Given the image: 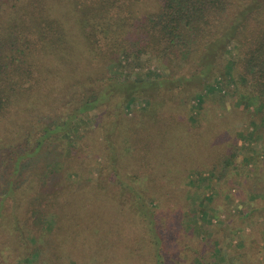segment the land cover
I'll return each mask as SVG.
<instances>
[{
    "label": "trees",
    "instance_id": "16d2710c",
    "mask_svg": "<svg viewBox=\"0 0 264 264\" xmlns=\"http://www.w3.org/2000/svg\"><path fill=\"white\" fill-rule=\"evenodd\" d=\"M151 1L154 8L147 0H0V125L19 107L46 106L38 93L53 73L47 56L68 64L71 75L82 52L97 49L105 59L97 76L108 73L102 89L91 88L94 73L81 85L71 77L64 95L70 107L55 124L47 112L40 127L34 120L12 131L3 123L12 142L10 158L3 166L5 149L0 164V264H264V253L230 250L234 227L217 226L231 221L214 214L212 196L203 197L204 205L183 202L186 193L169 187L170 169L153 172L176 143L204 145L203 137H191L203 134L202 116L199 132L182 125L180 111L192 95H180L191 81L204 85L230 75L264 126V0ZM122 55L130 68L155 62L166 73L111 84L108 67ZM189 65L191 75L182 76ZM146 86L152 96L165 88L179 92L126 108L123 101L146 93ZM100 101L106 108L99 115ZM86 114L103 122L99 139L89 126L76 125ZM239 149L233 144L225 163ZM168 153L163 164H180L179 177L187 179L189 158L167 160ZM200 178L199 186L208 181Z\"/></svg>",
    "mask_w": 264,
    "mask_h": 264
},
{
    "label": "rangeland",
    "instance_id": "374dc122",
    "mask_svg": "<svg viewBox=\"0 0 264 264\" xmlns=\"http://www.w3.org/2000/svg\"><path fill=\"white\" fill-rule=\"evenodd\" d=\"M147 1L148 4L153 5L151 0ZM154 7L155 5L152 8ZM227 47L229 53L233 54L235 50L233 46L229 45ZM97 52H99L97 49L91 50V55L82 52L78 59L80 69L74 71L71 75L66 73L65 68H68V64L60 62L58 58L52 56L45 57L52 66L53 73L49 76L47 83L42 86L43 91L39 90L38 94L40 96H38L41 100L42 97L45 99L46 106H44L43 101H40L35 105L29 104L24 109L19 107L7 120L1 122V165L3 163L5 149L6 158L3 166L7 163V159L10 158L7 147L12 142L8 137L3 136V123L11 125L12 131L20 127L24 128L27 122H35L34 120H36V126L40 127L44 120L42 114L47 112L46 114L50 115L49 118L55 124L58 120L57 118L60 117L59 115L65 116L66 111L64 109L70 107L71 102L67 104L64 100V95L68 89L71 77L81 80L79 82L81 85V82L86 81L88 73L91 72L94 73L96 78V82L91 83L93 84L91 86L92 89H96V87L97 89H102L107 86L103 79L108 77V73L105 72L102 80L97 76L103 70L105 62L104 57L101 58ZM94 54L97 56H94ZM119 59L118 63L116 62L115 65L108 67L114 78V80L110 81L111 84L120 82L122 79H129L136 84V80L139 81V78H144L143 74H146L147 78H153L161 73H166L155 62H150L146 66L143 65V67L135 64V66L130 68L128 66V58L125 55L121 56V61ZM90 60L92 61L91 63ZM192 71L193 68L189 65L182 76H190ZM38 75L40 74L38 73ZM224 77H228L229 79H220L219 77L212 76L209 80L206 79L207 81L204 85H198L199 82L194 84L191 81V84H188L185 90L181 91V99H183V96L186 98L188 95H192L188 103L186 102L187 104L184 107L182 106L183 111H180L183 115L182 125L190 126L199 132L195 123L197 122V118H201L202 116L203 123L206 121L207 124L203 134L194 133L191 137H197L199 139L203 137L204 145L202 148H199L196 145L189 146L183 141L176 143L175 149L172 148L170 151L164 150L163 154L158 158L160 164L157 165V169L153 170V172L163 171L169 168V172L171 171L175 176V182L169 183V187L172 189L171 191H182V193L185 192L187 194V190H190L191 194H187L188 197H185L186 194H184L183 202L189 199L194 204L204 205V200L202 201L203 197H208L209 195L213 197L212 205L216 208L214 214L226 221H231V224L226 226L222 224H218L217 226H223L224 229L226 227H234L230 240L232 241L231 244L235 247L230 249L231 251L236 253L238 251H245L248 248L256 253H264V126L258 121L256 122L259 114H254L247 109L244 106V97L240 94L237 95V81L231 80L230 75ZM148 89L149 91H153L146 86L144 88V92L146 93L138 94L134 99L126 100L127 102L123 101V103L125 102L126 108H146L152 97L155 98L164 94L172 99L179 92V89L165 88V91L154 92L155 96H152L149 95L152 92H149ZM204 99L206 102H203ZM68 100L71 101V94ZM174 101L171 100L172 103H175ZM101 103L103 101H100L98 105L100 106ZM104 105L105 102L100 107L98 106L99 109L97 108V110L99 111V115L101 114L100 110L106 108ZM88 114L79 119L76 125L89 126L90 136L93 139H99L103 134L101 127L103 122L100 121L101 119L99 117L96 118V115L93 118H88ZM228 114L231 117H228ZM204 116L206 117L204 118ZM225 116L227 119L224 118ZM11 120H13L14 124H12ZM107 120L113 121L115 117L109 116ZM215 139L217 142L215 141L214 146L212 145L211 147L209 141H214ZM233 144L239 145V156L231 160L230 163H225L227 159L231 158V151L229 150L232 149ZM111 147L115 152V146L111 144ZM166 152H169L167 154V160H171L173 157L179 161L184 156L189 158L185 162L187 164L184 163L185 167H191V173L187 179L183 180L179 177L178 170L181 168L179 166L180 164L177 165L174 162H168L167 165L163 164L164 159L162 156ZM197 166V169L193 168ZM199 176L208 178V181H204V185L199 186L198 183H201ZM23 177L25 178V176ZM162 180L166 184L165 179L163 178ZM158 181L161 183L160 179ZM255 193L257 194L256 198H251L250 196ZM208 203H210L209 199L205 204ZM211 213L212 211L209 208V212L206 215ZM192 231H196L195 228ZM203 231V234H205L206 230L203 229ZM221 234L222 229L218 228L216 235ZM209 241L210 237L206 238L203 244L207 246Z\"/></svg>",
    "mask_w": 264,
    "mask_h": 264
}]
</instances>
